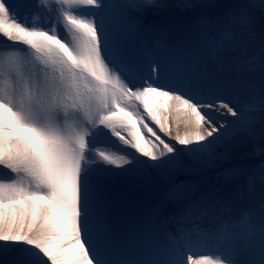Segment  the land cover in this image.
I'll use <instances>...</instances> for the list:
<instances>
[{
	"label": "snow or ice",
	"instance_id": "1",
	"mask_svg": "<svg viewBox=\"0 0 264 264\" xmlns=\"http://www.w3.org/2000/svg\"><path fill=\"white\" fill-rule=\"evenodd\" d=\"M165 7L0 0V264H264V204L232 214L189 178L264 120V23L257 87L252 5L184 29L146 18ZM122 174L163 180L128 219ZM208 242L219 254L194 258Z\"/></svg>",
	"mask_w": 264,
	"mask_h": 264
},
{
	"label": "bare ground",
	"instance_id": "2",
	"mask_svg": "<svg viewBox=\"0 0 264 264\" xmlns=\"http://www.w3.org/2000/svg\"><path fill=\"white\" fill-rule=\"evenodd\" d=\"M163 2L167 7L163 10H149L146 13V18L167 23L174 29L194 26L201 19L215 21L224 12L240 3L252 5L251 13L255 21V38L249 42V54L255 56L256 68L249 74V81L254 82L259 87L261 79L259 63L261 60L262 23L259 24L258 21L264 17V10L260 6V0H163ZM2 44L3 42L0 43V45ZM243 99L241 98L242 101ZM139 111L143 112V109L140 108ZM159 112H164L162 105L159 107ZM145 120L149 126L163 136L146 116ZM254 125L256 126V131L250 128L253 130L252 138L246 139V129H241L231 142L217 149L212 163L209 164L206 161L203 166L194 165L197 171L189 177L198 192L228 199L231 205L229 211L235 215L249 209L258 213L261 204H264V184L261 183L260 179L262 172H264V146L259 144L260 141L264 142V135L261 134L264 128V120L261 119L259 112L256 115ZM250 129L248 130L250 131ZM171 130L173 135L178 130L181 133L185 131L183 125L177 129L175 123L171 124ZM105 131L108 130L106 129ZM124 134L126 135V133ZM108 135L111 137L110 132ZM164 138L167 139V137ZM149 139L152 140L154 138L149 137ZM111 140L115 141L116 146L125 147L116 137H111ZM98 146L102 147L103 145ZM250 147L255 151L254 154H249L248 150H250ZM141 159L147 158L141 157ZM185 159L188 158L185 157ZM109 167H113L116 173L120 172L114 166ZM252 178L255 179L251 190H249L248 185ZM162 183V179L159 181L154 179L151 188H149L144 186L142 180H138L132 175L122 174L109 177L114 209L122 218H131L141 207L146 206L153 198L159 195L157 187ZM217 249V245L208 242L203 246L194 248L193 251L196 253L194 258H199L200 255L215 257L219 254Z\"/></svg>",
	"mask_w": 264,
	"mask_h": 264
},
{
	"label": "rangeland",
	"instance_id": "3",
	"mask_svg": "<svg viewBox=\"0 0 264 264\" xmlns=\"http://www.w3.org/2000/svg\"><path fill=\"white\" fill-rule=\"evenodd\" d=\"M216 1H218V0H216ZM261 1V0H260ZM261 3V2H260ZM255 7H257V6H255ZM263 10H264V8H263ZM263 14V13H262ZM259 22V24L260 23H264V17H263V19H261L260 21H258ZM256 115H258V112L256 113ZM252 129H254V131H256V126L255 125H253V127H251ZM257 133V132H256ZM262 135H264V128H263V131H262V133H261ZM253 137V130H251L250 129V131L248 130V129H246V135H245V138L246 139H248V138H252ZM248 141V140H247ZM259 144H260V146H264V142L263 141H260L259 142ZM251 145H252V143H251ZM250 150H248L250 153L249 154H254V152L255 151H253V149L250 147L249 148ZM247 154H248V152H247ZM187 160V159H186Z\"/></svg>",
	"mask_w": 264,
	"mask_h": 264
}]
</instances>
